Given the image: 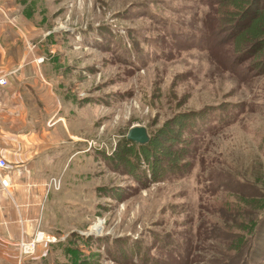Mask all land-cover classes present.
I'll list each match as a JSON object with an SVG mask.
<instances>
[{"label": "rangeland", "instance_id": "374dc122", "mask_svg": "<svg viewBox=\"0 0 264 264\" xmlns=\"http://www.w3.org/2000/svg\"><path fill=\"white\" fill-rule=\"evenodd\" d=\"M3 54L53 80L76 153L57 241L0 264H264V0H0Z\"/></svg>", "mask_w": 264, "mask_h": 264}, {"label": "crops", "instance_id": "0c3cea01", "mask_svg": "<svg viewBox=\"0 0 264 264\" xmlns=\"http://www.w3.org/2000/svg\"><path fill=\"white\" fill-rule=\"evenodd\" d=\"M15 58L24 64H1ZM21 58L0 55V76L7 78V84L0 85V157L11 165L3 173L11 180L8 190L0 183V257L9 262L17 258L20 240L29 241L38 231L52 233L47 211L58 191L50 178L70 167L76 153L63 150L66 138L73 136V119L57 101L53 80L41 79L35 61ZM48 246L39 243L38 252Z\"/></svg>", "mask_w": 264, "mask_h": 264}, {"label": "built area", "instance_id": "2783aa9c", "mask_svg": "<svg viewBox=\"0 0 264 264\" xmlns=\"http://www.w3.org/2000/svg\"><path fill=\"white\" fill-rule=\"evenodd\" d=\"M40 60L42 61L43 58ZM5 84H7V78L5 76L0 77V85H5ZM90 144L91 143L89 142V145ZM10 167L11 165L6 160V158L0 157V183L5 190H8L11 184V180L9 177L4 175L3 173H5L8 169H10ZM60 181L61 180L59 178L55 177L50 181V184L52 187H55L58 189V187H60ZM55 241H57V237L52 236L50 234H45L44 231H38L36 232L34 237L30 239L29 241L20 240V242L18 243L21 258L24 254H33L36 251L37 245L39 243L41 242L51 243Z\"/></svg>", "mask_w": 264, "mask_h": 264}, {"label": "water", "instance_id": "95a60500", "mask_svg": "<svg viewBox=\"0 0 264 264\" xmlns=\"http://www.w3.org/2000/svg\"><path fill=\"white\" fill-rule=\"evenodd\" d=\"M127 139L138 143V144H146L150 141V135L146 126L138 125L133 126L129 129L127 133Z\"/></svg>", "mask_w": 264, "mask_h": 264}, {"label": "trees", "instance_id": "16d2710c", "mask_svg": "<svg viewBox=\"0 0 264 264\" xmlns=\"http://www.w3.org/2000/svg\"><path fill=\"white\" fill-rule=\"evenodd\" d=\"M149 132V131H148ZM149 135H150V133H149ZM150 140H151V135H150ZM126 141L127 142H130L131 140H128L127 138H126ZM131 142H133V141H131ZM150 142V141H149ZM146 143V144H138V143H135V142H133V143H135L136 144V146H138V147H140V148H142V149H144V148H146L150 143ZM53 245H54V243H52ZM52 245V246H53Z\"/></svg>", "mask_w": 264, "mask_h": 264}, {"label": "bare ground", "instance_id": "6f19581e", "mask_svg": "<svg viewBox=\"0 0 264 264\" xmlns=\"http://www.w3.org/2000/svg\"><path fill=\"white\" fill-rule=\"evenodd\" d=\"M101 227V224H99V223H95L94 225H93V229H98V228H100Z\"/></svg>", "mask_w": 264, "mask_h": 264}]
</instances>
